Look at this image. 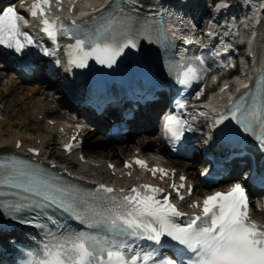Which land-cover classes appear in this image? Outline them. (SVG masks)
<instances>
[{
  "label": "snow or ice",
  "instance_id": "obj_1",
  "mask_svg": "<svg viewBox=\"0 0 264 264\" xmlns=\"http://www.w3.org/2000/svg\"><path fill=\"white\" fill-rule=\"evenodd\" d=\"M62 3L63 0H56ZM52 0H33L31 16L43 17V31L56 41L60 35L75 39L74 44L66 47L70 50L69 62L78 67H86L90 58L98 63L112 67L125 48L137 47L139 33H133L130 17L123 20L109 16L94 30L81 29L75 20L66 27L60 17L49 19L44 11ZM21 16L13 7L0 13V45L23 52L29 45H34L32 37L23 31ZM147 31V29H145ZM160 38H166L159 32ZM46 55H51L47 49ZM196 68L189 67L181 73L180 83L188 84L194 78ZM264 83V75L260 77ZM261 84L258 83L259 92ZM184 108V103H179ZM239 113V115H238ZM203 115V113H201ZM231 119L241 125L243 131L259 134L256 139L264 146V107L254 103L244 106V98L232 105ZM229 115L214 120L213 125L222 124ZM187 122L179 116H169L166 130L173 139H179ZM71 150V146H68ZM136 164L146 167V162L136 160ZM131 167V164L126 165ZM0 164V188L8 186L23 189L30 196L19 197L14 203L0 199V208L9 210L21 223L35 224L25 219L22 213L29 209L57 208L65 213L83 219L92 226H102L113 236L146 239L160 244L164 237L183 245L182 255H189L187 264H264V229L251 219L250 203L247 191L240 183L234 184L226 192H215L203 201L202 215H191L184 222H177V217L187 214L171 202L170 196L159 198L163 189L143 184L129 190L116 189L99 185L90 195V199L81 198L74 190L59 186L53 181L41 180L39 173L22 167ZM153 175L159 171L163 178L164 169H151ZM181 179H186L181 177ZM176 188V185H172ZM184 185H181L183 187ZM177 191H179L177 189ZM16 195L0 190V197ZM184 197L181 195L180 199ZM192 207H200L197 202ZM55 223V221H51ZM48 234L52 239L43 246V257H33L29 264H177L176 260L156 261L153 252L138 250L133 252L127 240L108 239L97 235L80 233ZM167 243V241H165ZM187 250V251H185ZM190 253V254H189ZM181 264H185L181 260Z\"/></svg>",
  "mask_w": 264,
  "mask_h": 264
},
{
  "label": "bare ground",
  "instance_id": "obj_2",
  "mask_svg": "<svg viewBox=\"0 0 264 264\" xmlns=\"http://www.w3.org/2000/svg\"><path fill=\"white\" fill-rule=\"evenodd\" d=\"M221 4L226 5L223 1ZM261 34L264 37V27L261 29ZM262 54L264 56V40L261 42L259 48L256 49L257 57ZM248 59V58H245ZM264 61V60H263ZM0 153L1 152H17L19 154H24L27 148H35L40 150L41 154L38 159L44 162L48 160L52 161L58 160L59 168L62 170L72 168L78 172V175L84 180H101L109 183H115L125 186V179L120 178L119 171L118 176L114 180L108 171V163L111 162L117 165V168L121 166L123 159L130 158L140 151L142 155L147 156L154 163L158 161L169 168L177 169L178 172H184L193 181L196 180V165L193 162H184L178 159H168L165 158V151L163 145L158 137L155 135L152 137V120L141 116L139 123L141 127L145 124L148 125L146 131H134L131 135L127 137V140L131 138H138L136 143H122V149L116 148L115 144H108L107 146L100 147L97 149H91L86 151L88 155L85 156L87 159L86 164H77V156L71 155L69 157L58 156L59 142H57V136L59 135V128L68 126V123H61L56 125H51L48 119L52 121L62 119L63 115L60 114L56 107H51L47 98H49L48 92L41 85L31 83L32 79L28 82L20 80L14 75H5L3 71H0ZM236 82L235 88L240 86V88L247 86V78L239 77L234 80ZM49 89H58L57 83L50 82ZM32 86V87H31ZM234 86V85H233ZM6 88L5 91L2 90ZM3 91V92H2ZM7 94L8 100L3 95ZM31 94V95H30ZM43 95H48L43 97ZM31 96V97H29ZM222 99V96H219ZM6 100V101H5ZM5 102V109L2 105ZM81 132H85V144L89 135H92L93 130L89 126H82ZM143 129V128H142ZM100 136V135H99ZM101 137V136H100ZM99 146H104L103 137L98 139ZM127 142V141H126ZM19 143H23V147L19 148ZM83 145V148L85 146ZM111 145V146H110ZM108 147V148H107ZM84 150V149H83ZM127 152V153H126ZM84 153V151H82ZM142 177V175H138ZM136 177V176H135ZM200 191L196 192L198 195ZM255 218L264 223V213L255 212Z\"/></svg>",
  "mask_w": 264,
  "mask_h": 264
},
{
  "label": "rangeland",
  "instance_id": "obj_3",
  "mask_svg": "<svg viewBox=\"0 0 264 264\" xmlns=\"http://www.w3.org/2000/svg\"><path fill=\"white\" fill-rule=\"evenodd\" d=\"M34 84H36V83H34V82H31V83H28V85H34ZM35 86V85H34ZM32 87V86H31ZM2 90L3 91H5L6 90V88H3L2 87ZM2 91V92H3ZM7 94L8 93H5L4 92V96L6 97L7 96ZM50 96H49V98H47V100H48V102H49V104L51 105V107H58L57 105V101H56V98H57V96L58 95H55L54 96V94H51V93H48ZM31 95V94H30ZM46 96H48V95H46ZM45 95H43V97H46ZM29 97H31V96H29ZM9 98H7L6 97V100H8ZM5 100V101H6ZM2 107H3V109H5V107H6V105H5V102H4V105H2ZM65 117L67 116V117H69L68 115H64ZM133 136V135H132ZM131 136V138H129L128 140H127V142H125L126 144L128 143L129 144V142L132 144H134V143H136V141H137V139L138 138H134L133 139V137ZM154 136V134H152V137ZM99 138H101L98 134H96V133H92V135H89V137H88V139H87V143L85 144V146H84V153L86 154V155H88L87 154V152L86 151H88V150H91V149H97V148H100V147H105V146H107L108 144H105L104 146H99L100 144H98V139ZM124 143V144H125ZM115 145H118V146H116V148H119V149H122V146L123 145H121V144H115ZM111 146V145H110ZM106 148V147H105ZM108 148V147H107ZM127 153V152H126ZM197 172H198V170L196 169V175H197Z\"/></svg>",
  "mask_w": 264,
  "mask_h": 264
}]
</instances>
